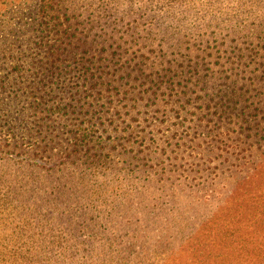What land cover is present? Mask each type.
I'll return each mask as SVG.
<instances>
[{
	"label": "trees",
	"instance_id": "obj_1",
	"mask_svg": "<svg viewBox=\"0 0 264 264\" xmlns=\"http://www.w3.org/2000/svg\"><path fill=\"white\" fill-rule=\"evenodd\" d=\"M38 14L0 86V264H264V0Z\"/></svg>",
	"mask_w": 264,
	"mask_h": 264
},
{
	"label": "rangeland",
	"instance_id": "obj_2",
	"mask_svg": "<svg viewBox=\"0 0 264 264\" xmlns=\"http://www.w3.org/2000/svg\"><path fill=\"white\" fill-rule=\"evenodd\" d=\"M43 2L44 0H0V86L2 80H4L6 88L9 86V83L4 79L5 74H10L9 77L12 79L13 58L18 55L13 49L14 41H21L25 47H28V45H33L34 40H41L43 34L47 35L44 37L45 40H48L49 37L52 39L53 36L48 34L47 30V33H43L38 25L44 20L38 14ZM7 92V89H0V104L6 99ZM162 129L164 131V127ZM5 131L6 129H3L1 132L5 133ZM184 133L180 131L179 136ZM177 258L172 264H197L189 249H185Z\"/></svg>",
	"mask_w": 264,
	"mask_h": 264
}]
</instances>
